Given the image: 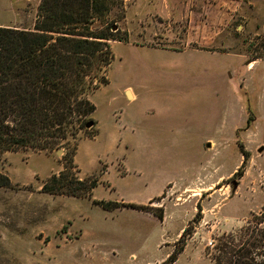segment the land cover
I'll use <instances>...</instances> for the list:
<instances>
[{
  "label": "rangeland",
  "instance_id": "obj_1",
  "mask_svg": "<svg viewBox=\"0 0 264 264\" xmlns=\"http://www.w3.org/2000/svg\"><path fill=\"white\" fill-rule=\"evenodd\" d=\"M41 2L0 0V24L33 29ZM107 19L126 39L95 125L75 149L0 157V264H162L186 229L173 264H216L223 227L264 212V0H114ZM71 153L97 186L43 191Z\"/></svg>",
  "mask_w": 264,
  "mask_h": 264
},
{
  "label": "trees",
  "instance_id": "obj_2",
  "mask_svg": "<svg viewBox=\"0 0 264 264\" xmlns=\"http://www.w3.org/2000/svg\"><path fill=\"white\" fill-rule=\"evenodd\" d=\"M113 3L42 0L33 29L0 26V157L8 151L59 149L77 140L87 123L95 125L96 105L90 96L109 83L114 59L111 40L126 39L119 36L116 21L107 19ZM244 155L238 175L247 163ZM75 168L71 153L65 170L51 176L43 191L91 194L98 181L79 178ZM10 184L9 177L0 173V186ZM103 205L111 208V203ZM198 210L200 215V204ZM248 223L237 234L218 238L215 252L208 249L216 264H264V212L253 214ZM186 236L187 229L179 250L162 264L178 260Z\"/></svg>",
  "mask_w": 264,
  "mask_h": 264
},
{
  "label": "crops",
  "instance_id": "obj_3",
  "mask_svg": "<svg viewBox=\"0 0 264 264\" xmlns=\"http://www.w3.org/2000/svg\"><path fill=\"white\" fill-rule=\"evenodd\" d=\"M0 26H4V27H15V26H11V25H3V24H0ZM15 28H18V27H15ZM217 211V210H216ZM209 216H205L204 217V219H203V221H206V219L208 218ZM232 218H228L227 219V221L226 222H230V220H231ZM245 221L246 220H244V221H242V223H236L235 225H233V226H231V227H227V225L226 226H224L223 227V230H221V232L222 233H224V232H230V231H233V230H235V229H237L238 227H241L242 225H244L245 224Z\"/></svg>",
  "mask_w": 264,
  "mask_h": 264
},
{
  "label": "water",
  "instance_id": "obj_4",
  "mask_svg": "<svg viewBox=\"0 0 264 264\" xmlns=\"http://www.w3.org/2000/svg\"><path fill=\"white\" fill-rule=\"evenodd\" d=\"M128 95H129V92H128ZM130 96V95H129ZM94 125V122H89V123H87V127L88 128H90V127H92ZM59 151H61V150H59ZM233 185H234V189H236L237 187H238V183H237V181H234L233 182Z\"/></svg>",
  "mask_w": 264,
  "mask_h": 264
},
{
  "label": "bare ground",
  "instance_id": "obj_5",
  "mask_svg": "<svg viewBox=\"0 0 264 264\" xmlns=\"http://www.w3.org/2000/svg\"><path fill=\"white\" fill-rule=\"evenodd\" d=\"M129 95L132 96V93L129 92Z\"/></svg>",
  "mask_w": 264,
  "mask_h": 264
}]
</instances>
